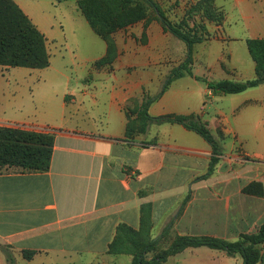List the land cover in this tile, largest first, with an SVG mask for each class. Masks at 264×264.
<instances>
[{
    "label": "crops",
    "instance_id": "crops-1",
    "mask_svg": "<svg viewBox=\"0 0 264 264\" xmlns=\"http://www.w3.org/2000/svg\"><path fill=\"white\" fill-rule=\"evenodd\" d=\"M14 1L45 35L51 63L15 72L0 67L8 71L0 79V125L54 134L55 143L47 172L0 169V264H8L6 253L15 264H132V255L110 254L109 245L120 224L139 229L141 206L148 203L153 238L170 216L163 230L188 218L208 223L203 194L210 190L196 177L208 165L211 145L175 123L152 122L145 134L126 138L127 113L145 96L144 76L124 72L134 64L120 62V52L112 69L96 67L107 44L72 2ZM61 48L70 54L68 62ZM57 57L65 71L54 65ZM253 77L251 66L248 79ZM201 89L192 77L175 80L149 114H200ZM214 219L226 225L224 214ZM23 251L35 254L27 260ZM216 251L188 248L164 264H209Z\"/></svg>",
    "mask_w": 264,
    "mask_h": 264
},
{
    "label": "rangeland",
    "instance_id": "rangeland-1",
    "mask_svg": "<svg viewBox=\"0 0 264 264\" xmlns=\"http://www.w3.org/2000/svg\"><path fill=\"white\" fill-rule=\"evenodd\" d=\"M68 1L72 2L69 3L72 9L76 7L83 15L79 8V2L83 0ZM131 1L143 6L145 17L112 34L116 48L113 64L119 52L120 62L134 64L125 68L124 72L144 76L143 91L149 98L161 92L164 81L173 69L182 66L188 70L190 74L181 78L192 77L202 88L199 97L202 110L200 114H192L195 119L191 123L197 126L206 124L221 152L213 164L210 156L208 165L196 177L210 190L203 194L209 200L206 203L210 213L208 223L195 218L192 221L188 218V221L177 225L174 223L159 249L166 248L179 235L178 230L183 229L197 236H212L230 242L256 233L264 225V218H261L264 215V198L248 195L244 193V188L253 182L264 183V85L240 94L212 95L207 90L206 81H248L255 78L248 79L251 66L255 69V62L246 40L251 37L264 38V0H216L213 6L224 15L220 22L208 20L203 12L189 17L188 10L199 0H151L182 31L191 29L194 23L206 26L209 35L205 41L193 45L190 58L186 43L164 28L147 0ZM52 10H55L54 7ZM57 18L62 19L61 10L57 12ZM60 34L64 36L61 31ZM61 52L68 62L70 54L63 48ZM58 59L64 61L57 57L54 65L65 71L66 64ZM113 64L97 68L112 69ZM16 70L20 68L11 72ZM1 77H8V71L0 70ZM2 89L0 87V105L4 104ZM208 119L212 120L211 126ZM219 214L226 217V225L214 223V217ZM238 215L242 217L241 220L237 219ZM170 219L171 216L165 219L160 233ZM262 250L264 253V245ZM216 252V255L209 257V264H242L240 255L229 256L220 250Z\"/></svg>",
    "mask_w": 264,
    "mask_h": 264
},
{
    "label": "trees",
    "instance_id": "trees-1",
    "mask_svg": "<svg viewBox=\"0 0 264 264\" xmlns=\"http://www.w3.org/2000/svg\"><path fill=\"white\" fill-rule=\"evenodd\" d=\"M61 3L67 0H54ZM216 0H199L189 10V17L204 13L208 20L220 22L224 15L213 4ZM160 18L164 28L184 41L191 57L193 45L205 41L209 31L204 25L194 23L186 31L172 24L159 9L157 4L147 0ZM79 8L94 32L107 44L106 55L96 62V67L111 65L116 59V48L112 34L119 28L131 25L145 17V9L139 2L131 0H83ZM251 57L255 62V78L248 81L221 80L206 81V86L214 95H234L264 85V38L246 40ZM50 54L47 39L31 18L14 0H0V67L44 69L50 66ZM190 72L179 66L173 69L159 94L147 97L135 111L127 113L129 124L126 138L145 134L152 122L175 123L200 134L212 147V164L221 155L218 143L205 125H195L191 121L194 116L165 115L152 117L149 108L166 91L176 79ZM131 114V115H130ZM133 115V117H132ZM54 134L39 133L21 128L0 126V169L16 168L22 172H47L51 166ZM244 193L264 198V183L253 182L244 188ZM171 226H167L162 234L153 238L152 204L141 206V222L139 229L127 224H120L116 229L113 241L109 245V253L114 255H132V264H164L188 248H209L220 250L229 256L240 255L242 264H258L264 261L262 246L264 245V225L256 233L243 235L241 239L230 242L212 236L177 235L164 249H159ZM35 252L23 251V257L31 259ZM8 264H15V259L6 253Z\"/></svg>",
    "mask_w": 264,
    "mask_h": 264
}]
</instances>
